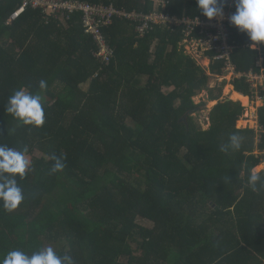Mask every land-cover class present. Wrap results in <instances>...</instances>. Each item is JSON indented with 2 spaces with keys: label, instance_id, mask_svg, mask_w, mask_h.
<instances>
[{
  "label": "trees",
  "instance_id": "1",
  "mask_svg": "<svg viewBox=\"0 0 264 264\" xmlns=\"http://www.w3.org/2000/svg\"><path fill=\"white\" fill-rule=\"evenodd\" d=\"M85 1L156 10L154 0ZM159 1L171 17L209 20L196 0ZM21 4L0 3V145L26 149L31 163L17 177L23 202L7 211L0 201V256L48 244L73 264H264V187L248 183L264 161V106L258 131L237 127L245 107L223 100L226 81L210 84L224 74L220 52L203 55L206 69L183 46L186 26L156 25L142 37L118 20L102 29L114 50L106 63L80 14L62 22L29 8L9 23ZM228 28L236 70L261 73L264 43L251 49L246 33ZM231 84L252 97L244 75ZM20 88L43 96V126L6 112ZM204 92L217 102L207 128L195 117L207 106L195 101ZM233 133L241 149L221 151ZM53 154L62 171L51 172Z\"/></svg>",
  "mask_w": 264,
  "mask_h": 264
},
{
  "label": "clouds",
  "instance_id": "2",
  "mask_svg": "<svg viewBox=\"0 0 264 264\" xmlns=\"http://www.w3.org/2000/svg\"><path fill=\"white\" fill-rule=\"evenodd\" d=\"M198 8L209 20L224 17V4L226 0H196ZM236 11L229 17L230 25L241 33H246L251 43V48L264 43V0H235ZM46 81L39 82V89H46ZM44 98L40 92H30L24 88L16 90L8 98L5 106L6 112L24 125L36 127L45 123ZM242 147L241 138L233 133L228 138V143L221 145V151H239ZM0 145V201L7 211L16 209L24 200V193L19 186L17 177L23 180L30 170V160L25 152ZM54 164L51 172L62 171L65 167L63 160L52 155ZM248 183L253 190L259 184L264 187V175L259 170H250ZM0 264H73L71 256L58 255L52 247L41 248L39 251L28 255L21 250H11L0 256Z\"/></svg>",
  "mask_w": 264,
  "mask_h": 264
},
{
  "label": "built area",
  "instance_id": "3",
  "mask_svg": "<svg viewBox=\"0 0 264 264\" xmlns=\"http://www.w3.org/2000/svg\"><path fill=\"white\" fill-rule=\"evenodd\" d=\"M4 1L6 0H0V3ZM154 2L156 10L149 14H144L137 11L132 12L126 9H119L113 5L90 4L85 0H22L21 6L11 15L9 23L17 20L29 8L41 10L47 17H52L62 22L69 20L71 15L78 13L81 15L85 33L93 36L98 44L99 52L96 56L103 58V61L106 63L111 62L114 50L108 46L102 29L112 26L118 20L133 23L136 26L138 34L142 37L156 25L168 28L186 26L183 45L186 48L188 46L194 47L202 55L213 49L220 52L215 59L225 60L222 77L226 79L227 74H229L230 80H233L244 75L251 87V100L262 101L264 104V100L259 95V91L264 90V70L261 73L250 71L243 74L236 70V66L232 62V54L237 46L229 43L228 25H230L229 17L236 10L235 0H226L224 4V17L213 20L171 17L164 12H159L158 7L161 6V1L154 0ZM197 34L205 37L198 38Z\"/></svg>",
  "mask_w": 264,
  "mask_h": 264
},
{
  "label": "rangeland",
  "instance_id": "4",
  "mask_svg": "<svg viewBox=\"0 0 264 264\" xmlns=\"http://www.w3.org/2000/svg\"><path fill=\"white\" fill-rule=\"evenodd\" d=\"M185 47V45H183ZM185 50L187 51L188 54L192 55L195 59H197L199 61V64H201V66H203L204 68L208 69L209 65H210V60H208L207 58L203 57L202 53L200 51H198L197 49H195L194 47H190L188 46L187 48L185 47ZM227 80H230V76L229 74H227ZM224 77H219L218 75H213L212 76V79H211V86H215L217 84H220L222 81H226V79H223ZM228 85V82L226 83V86L224 88V98L227 97V95H225V90H226V87ZM227 93H230V90L229 88H227ZM231 94V93H230ZM240 96V95H239ZM246 98V97H244ZM237 99V98H236ZM246 103L244 101H242V105L245 107L246 111H245V114L243 115V117L241 118V121H244V122H241L240 123V126L241 128H247L246 126H248L249 128H253L255 129L256 126H257V110L258 107L256 102L254 101H249L248 102V99L246 98ZM195 101L197 104H200L201 102H206L207 103V106L205 108H202L199 112V114H196L195 117L198 118V122H200L202 125H204L203 127L204 128H207L209 126V121H208V114L209 112L211 111V109L213 108V106L216 104L212 103V102H208L207 101V93L204 92L202 94H200V96L196 97L195 98ZM130 122L133 123V121L130 119L129 120ZM36 154L38 156H42L43 153H41L40 151H37ZM262 166H264V162L262 164ZM260 169V168H259ZM257 170V169H256ZM138 223L141 225V226H144V227H147V228H152L153 227V224L151 222H149L148 220H145V219H138ZM51 247L50 245L48 244H45V247Z\"/></svg>",
  "mask_w": 264,
  "mask_h": 264
},
{
  "label": "crops",
  "instance_id": "5",
  "mask_svg": "<svg viewBox=\"0 0 264 264\" xmlns=\"http://www.w3.org/2000/svg\"><path fill=\"white\" fill-rule=\"evenodd\" d=\"M250 48H251V46H250ZM251 49H253V48H251ZM258 49V47H256L255 48V50H257ZM262 62H263V58L262 59H260L259 61H258V64L262 67ZM209 68V67H208ZM262 70H264V67L263 68H261V72H262ZM250 72V71H249ZM212 76L213 75H211V79H212ZM219 77H222V75L221 76H219ZM237 78H240V77H237ZM224 79V78H223ZM227 80V79H226ZM231 81L232 80H227V82H228V85H227V87H226V90H225V95H227V97L226 98H224V92H223V100H232V101H234V102H240L241 104H243L242 103V101L241 100H237L236 98H234L233 97V95L234 94H238V95H240V96H243V97H246L247 99H248V102L249 101H254V100H251V98L250 97H247V96H244L243 94H241V93H239V92H237V91H235V88H234V86H233V84H231ZM211 82L212 81H210V84H211ZM227 88H229V90H230V93H227ZM254 102H256V104H257V106L258 107H262V106H264V104H263V102L262 101H254ZM212 103H216L217 104V102H212ZM215 104V105H216ZM214 105V106H215ZM213 106V107H214ZM244 107V106H243ZM259 109V108H258ZM257 113H258V110H257ZM241 122H244V121H238V123H237V127L238 128H241V126H240V123ZM247 128H249L248 126H246ZM241 129H245V128H241ZM251 129H253V128H251ZM255 130L256 131H258L259 130V124H258V115H257V126H256V128H255ZM264 162V161H263ZM263 162L262 163H260L256 168H255V170L257 169V170H261L262 168H264V166H262V164H263ZM260 168V169H259Z\"/></svg>",
  "mask_w": 264,
  "mask_h": 264
},
{
  "label": "bare ground",
  "instance_id": "6",
  "mask_svg": "<svg viewBox=\"0 0 264 264\" xmlns=\"http://www.w3.org/2000/svg\"><path fill=\"white\" fill-rule=\"evenodd\" d=\"M233 97L237 98V100H242L246 103V100H245L246 98H244L243 96H239L238 94H234Z\"/></svg>",
  "mask_w": 264,
  "mask_h": 264
},
{
  "label": "water",
  "instance_id": "7",
  "mask_svg": "<svg viewBox=\"0 0 264 264\" xmlns=\"http://www.w3.org/2000/svg\"><path fill=\"white\" fill-rule=\"evenodd\" d=\"M188 118V115L185 117V120Z\"/></svg>",
  "mask_w": 264,
  "mask_h": 264
}]
</instances>
